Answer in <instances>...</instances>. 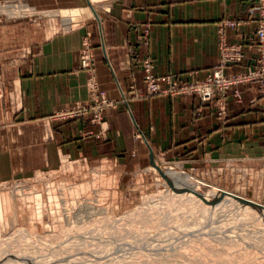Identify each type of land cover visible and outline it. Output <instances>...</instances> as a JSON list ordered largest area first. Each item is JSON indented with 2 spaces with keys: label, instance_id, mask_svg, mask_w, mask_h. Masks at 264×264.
Segmentation results:
<instances>
[{
  "label": "crops",
  "instance_id": "crops-1",
  "mask_svg": "<svg viewBox=\"0 0 264 264\" xmlns=\"http://www.w3.org/2000/svg\"><path fill=\"white\" fill-rule=\"evenodd\" d=\"M256 1L0 0L58 13L60 22L54 32L35 21L0 23V138L6 137L0 139V168L17 167V142L18 168L28 170L35 159L47 164L51 154L89 163L128 160L137 167L163 157L218 185L229 167H259L264 116L251 106L254 85L241 88V104L230 99L226 122L219 124L212 105L195 95L148 96L141 65L148 60L153 74L180 83L201 81L217 64L225 38L242 45L244 55L226 74L243 72L258 57L257 18L249 14ZM226 19L240 25L221 33ZM84 45L93 56L90 70L80 60ZM90 73L116 103L103 122L49 121L54 112L89 101Z\"/></svg>",
  "mask_w": 264,
  "mask_h": 264
},
{
  "label": "rangeland",
  "instance_id": "rangeland-1",
  "mask_svg": "<svg viewBox=\"0 0 264 264\" xmlns=\"http://www.w3.org/2000/svg\"><path fill=\"white\" fill-rule=\"evenodd\" d=\"M2 8L0 23L27 20L49 29L60 28L58 15L55 17L58 13H39L25 5ZM233 92V89L227 92L223 120L217 115L215 101L201 102L212 105L219 124L226 122L231 98L237 104L242 103V95L238 99ZM253 101L251 106L258 107L264 116L260 102ZM0 139L6 142L5 136ZM22 140L23 137L19 142ZM17 143V167L0 168V264H264V220L249 214L250 211L237 210L241 206L232 207L233 200L228 197L229 204L208 208L188 194L174 196L167 177L156 175L150 170L152 165L137 167L128 160L119 165L114 161L89 163L51 154L47 164L35 159L30 170L21 169ZM153 164L162 174L175 171L188 175L197 182L201 194L212 188L221 189L213 202L224 193L264 206V159L259 167H229L227 173L221 172L218 185L205 182L200 173L163 157L155 158ZM60 184L65 192L68 188L79 190L77 196L72 200L60 196L57 192L62 190ZM187 192L190 191L184 193ZM10 219L16 223L18 234L7 232ZM84 223L88 228L93 226V231L101 226L105 231L86 235L89 229L79 233L68 228L79 224V228H85ZM49 235L62 239L55 243L52 237L46 238ZM32 238L41 239V243L25 248L16 242ZM55 254L59 256L55 258Z\"/></svg>",
  "mask_w": 264,
  "mask_h": 264
},
{
  "label": "built area",
  "instance_id": "built-area-1",
  "mask_svg": "<svg viewBox=\"0 0 264 264\" xmlns=\"http://www.w3.org/2000/svg\"><path fill=\"white\" fill-rule=\"evenodd\" d=\"M1 6L14 5L4 4ZM249 14L257 18L254 38L258 57L249 61L243 72L226 74V68L240 65L244 60V55L242 45L228 44L225 38H222L218 45V62L201 81L180 83L170 76H157L152 73V64L148 60L143 61L141 65L144 72L143 83L146 94L148 96L168 95L170 97L195 95L202 103L215 101L216 108H218L217 115L220 120H223L225 117L224 103L228 97L227 92L233 89V96L239 99L242 87L254 85L256 94L253 102L258 100L264 109V0H257L256 6L250 9ZM239 25L240 23L237 21L226 19L219 24V29L222 33L224 30H235ZM87 47V45H84L80 60L82 66L90 70L93 56L89 53ZM136 95L139 96L140 94ZM115 105L116 103L109 100L105 92L97 85L94 73H90L89 101L86 104L56 111L48 117V120L69 122L79 121L87 117L92 124H101L104 113L114 108Z\"/></svg>",
  "mask_w": 264,
  "mask_h": 264
},
{
  "label": "bare ground",
  "instance_id": "bare-ground-1",
  "mask_svg": "<svg viewBox=\"0 0 264 264\" xmlns=\"http://www.w3.org/2000/svg\"><path fill=\"white\" fill-rule=\"evenodd\" d=\"M1 9H3L2 7H0ZM26 11V10H25ZM78 168V167H77ZM81 168V167H80ZM151 168H152V171L156 174V175H158V176H162L163 178H166L167 177V179L168 180H166L167 182H168V184H170L169 186H170V193H173V195L175 196V195H177L178 197H183V196H185V194H188L189 196H191L192 197V199L195 201L196 199H197V201H199V202H201L202 204L204 203V204H206V205H208V208L209 207H211L212 205H215V206H218V207H222L225 203L226 204H229V201H230V199H232L233 201V203L232 204H230L232 207H236V206H240V205H238L237 204V202L233 199V197H235V198H239V197H237V196H231V195H228V194H224V193H221L220 195H219V197H217L216 198V200L213 202L212 200L216 197V196H218V194H219V190H221V189H217V188H212V190L211 191H209L208 193L206 192V194H201V193H199V191L197 190V186H196V184H197V182H194L192 179H191V177H189L188 175H186V174H182V173H180V172H173V171H169V172H166L165 174H162V173H160L159 171H157V169H155V167H154V164L151 166ZM77 170V169H76ZM82 170V169H81ZM71 171V170H70ZM100 176V175H99ZM98 177V176H97ZM99 178V177H98ZM96 179V178H95ZM100 179V178H99ZM96 181V180H95ZM100 182H102V181H100ZM83 184H86V183H83ZM82 184V185H83ZM95 184H96V182H95ZM103 184V183H102ZM48 185H50V184H48ZM60 185H62V187L61 186H57V187H61V189L62 190H57V192H58V194L60 195H62V196H64V197H69V199H74V197L75 196H77V193H78V191L79 190H75V189H72V190H74V191H70V189L68 188V191L67 192H65V190H64V187H63V184H60ZM87 185V184H86ZM161 185V184H160ZM164 185V184H163ZM22 186V185H21ZM52 186V184L50 185V187ZM73 186L75 187V185L73 184ZM80 186V185H79ZM84 186V185H83ZM167 186V185H166ZM49 187V186H48ZM49 187V188H50ZM85 187V186H84ZM83 187V188H84ZM91 187V186H90ZM101 187V186H100ZM165 187V186H164ZM22 188V187H21ZM24 188V187H23ZM27 188V187H26ZM67 188H65L66 190H67ZM80 188V187H79ZM99 188V187H98ZM30 189V188H29ZM34 189V188H33ZM76 189H78L77 187H76ZM84 189H86V188H84ZM83 189V190H84ZM87 189H89L88 187H87ZM92 189V188H91ZM15 190H16V188H15ZM55 190H56V187H55ZM64 190V191H63ZM81 190V189H80ZM49 191V190H48ZM50 191H51V189H50ZM85 192H86V190H84ZM185 191H190L189 193L187 192V193H184ZM60 192V193H59ZM83 192V191H82ZM94 192V191H93ZM51 194V193H50ZM57 194V193H56ZM76 194V195H75ZM81 194V193H80ZM169 194V193H168ZM10 195V197H11V194H9ZM34 195V194H33ZM52 195H53V197L55 196V194H54V191H52ZM60 195V196H61ZM187 195V196H188ZM79 196V195H78ZM52 197V198H53ZM59 197V196H58ZM57 197V198H58ZM230 198V199H228V198ZM48 198V197H47ZM55 198V197H54ZM225 198H227V199H225ZM77 199V198H76ZM225 199V200H224ZM65 200V199H64ZM224 200V201H223ZM75 201V200H74ZM78 202V201H77ZM198 202V203H199ZM10 203H11V199H10ZM56 203V202H55ZM73 203V202H72ZM67 204V203H66ZM70 205V204H69ZM68 204H67V206H69ZM75 206V205H74ZM262 206V205H261ZM223 208H225V207H223ZM241 208L242 209H237V210H239V211H241L242 213L244 212H251V213H249V214H256V216L259 218L260 217V219H262V220H264V209H263V211L262 212H256V209H254L252 206H241ZM263 208H264V206H263ZM243 209H246V210H243ZM248 209H250V210H248ZM213 210V209H212ZM211 210V211H212ZM73 211V210H72ZM70 212V211H69ZM234 212V211H233ZM66 214V213H65ZM14 215V214H13ZM261 215H263V217L261 216ZM67 216H69L68 214H67ZM248 216V215H247ZM246 216V217H247ZM255 216V215H254ZM250 217V216H249ZM253 217V216H252ZM14 218V217H13ZM12 218V219H13ZM248 218V217H247ZM259 219V220H260ZM257 221V220H256ZM254 222V221H253ZM259 222V221H258ZM263 223H264V221H262ZM74 224V223H73ZM85 224V223H84ZM84 224H82L85 228H79L78 226L80 225H78L77 227H75V226H71V225H69V227L68 228H70V230H72L71 232H75V231H79V233H81V232H83V231H85L86 229H89L88 230V232L87 233H85L86 235H88V234H93L94 232H96V231H105L104 229L105 228H102V226H101V228L100 229H98V230H95V231H93L94 230V228H93V226H91L90 228H88L89 226H88V224L85 226ZM100 224V223H99ZM257 224V223H256ZM75 225H77L76 223H75ZM95 225V224H94ZM81 226V225H80ZM264 226V225H263ZM6 227H8L7 228V232H10V233H13V234H18V231H17V225H16V223H13L12 221H11V219H10V222H8V224L6 225ZM96 227H98V226H96ZM100 227V226H99ZM98 227V228H99ZM112 227V226H111ZM67 228V229H68ZM83 229H85V230H83ZM108 229V228H107ZM106 229V230H107ZM83 230V231H82ZM264 230V229H263ZM115 232V231H114ZM116 233V232H115ZM120 235V234H119ZM49 237H52V239L51 240H53L55 243H58L56 240H60V239H62V237H58V236H55V235H49L48 237H46V238H49ZM65 237V236H64ZM43 239V238H42ZM50 239V238H49ZM28 240H31V241H28ZM28 240H26V239H23V240H15L17 243H20L21 245H23L25 248L27 247V246H29L30 248L31 247H33V246H35L36 244H39V243H41V239L39 240V239H28ZM42 241H44V240H42ZM128 242H130V241H128ZM130 243H132V242H130ZM133 244V243H132ZM3 247V246H2ZM146 247H148V246H146ZM128 248H130V247H128ZM131 248H134V247H131ZM140 248V247H139ZM14 249H16V248H14ZM126 250V249H125ZM133 250H135V249H133ZM136 250H137V246H136ZM14 251V250H13ZM139 251V250H138ZM58 254H61L59 251H56ZM0 253H2V251H0ZM10 253V252H9ZM57 254V255H58ZM56 254H55V258L56 257H58ZM190 255V254H189ZM189 255H184V256H186V257H188ZM1 256V255H0ZM53 257V258H54ZM45 260V259H44ZM41 262H44L43 260L41 261ZM44 264H49V263H44Z\"/></svg>",
  "mask_w": 264,
  "mask_h": 264
},
{
  "label": "water",
  "instance_id": "water-1",
  "mask_svg": "<svg viewBox=\"0 0 264 264\" xmlns=\"http://www.w3.org/2000/svg\"><path fill=\"white\" fill-rule=\"evenodd\" d=\"M150 164L153 165V160L151 161ZM233 199L237 202L238 205H240V206H252L258 212H262L263 209H264L263 206H261L260 204L252 202V201L247 200L245 198H235V197H233Z\"/></svg>",
  "mask_w": 264,
  "mask_h": 264
}]
</instances>
